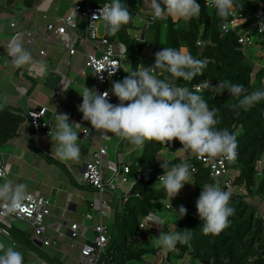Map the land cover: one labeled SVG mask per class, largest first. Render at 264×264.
Masks as SVG:
<instances>
[{
  "label": "trees",
  "instance_id": "1",
  "mask_svg": "<svg viewBox=\"0 0 264 264\" xmlns=\"http://www.w3.org/2000/svg\"><path fill=\"white\" fill-rule=\"evenodd\" d=\"M108 1L111 0H90L89 3L98 6ZM121 2L126 4L134 19L122 26L115 35H108L107 32L105 34L111 43L121 42L125 46V60L128 57L131 60L130 71L140 66L144 49L150 51L149 63L152 66L156 52L163 47H173L207 60V67L202 76L195 77L191 83L183 81L182 78L177 79L175 83L178 86H187L194 91L193 86L203 81H208L215 87L219 81L229 80L234 84L243 85L247 93L264 90V33L260 35L256 29L250 32L252 40L257 41L255 48L258 47L262 52L259 59L250 60L245 54L246 49L239 43L240 37L246 33V28L254 21L253 14L264 9V0H234V12L247 17L248 20H239L237 26L228 28L227 31L223 30L222 25L228 26L232 17L228 16L222 20L215 8L205 5V0H197L201 6L197 18L185 21L165 15L162 19L151 22L152 11L148 9L144 14L146 22H140L138 25L136 20L143 5L142 0ZM17 3H21L27 13H22L20 18L15 16L19 21L17 31H43L45 39L47 25L57 17H67L74 4L71 0H53L43 13L37 10L42 4L41 0H0V32L1 35L6 33L4 37L8 38L5 42L0 41V104H5L3 110H0V151L7 143L21 135L36 137L29 117V112L35 110H27L26 108L30 107L27 103H20L17 107L10 104L9 92L16 87L10 85L8 76V70L14 66L8 56V47L14 34L9 23L15 19L12 15H18L10 11ZM147 22L151 24L147 26ZM144 28L146 31L143 36ZM133 30H137L136 37L129 34ZM36 41L39 44L29 45L26 40L21 43L33 59L41 56L40 49L45 44L39 36L34 37V42ZM199 42L201 45H198ZM85 62L84 57V64ZM123 78L121 76L113 81H121ZM198 94L205 99L210 109H219L217 118L220 123L217 128H227L237 136L238 155L235 161H229L228 164L235 190H227L231 193L230 206L235 209V214L229 218V227L219 235L203 234V221L197 214V209L179 220L167 221L166 226L174 223L176 231L191 230V239L187 244L176 245L178 254L168 251L165 264H264V220L258 211L259 206L264 204V100L247 111L240 110L237 115L232 105L237 103L239 98L231 96L227 90L218 94L213 88H206ZM113 97L112 103L118 104V98L114 95ZM100 139L101 143L108 147V157L109 149L116 150V157L131 165L128 178L133 186L126 201L123 200V191L107 192L112 224L109 243L98 264H142L153 261L157 252L165 249L156 247L147 239L149 233L146 234V227L140 226L151 213L162 218L169 215L167 206L172 202L161 204L170 198L169 195L162 186L157 185L154 188L158 177L164 174L161 165L167 162L170 168L181 162L194 164L198 168L194 178L197 188L206 183H214L210 172L196 160L194 153H180L178 150L182 145L178 140L165 145L155 141L145 142L137 149L135 145L120 140L111 133H101ZM138 172L141 173L139 181L136 180ZM86 207V212L93 211L89 203ZM5 223L6 225L3 224L10 237L2 236L0 242L11 244L20 251L24 264H35L38 260L50 264H69L68 259L61 260L62 255L57 250L37 246L33 230L23 222L9 220ZM3 224L0 222V226Z\"/></svg>",
  "mask_w": 264,
  "mask_h": 264
},
{
  "label": "clouds",
  "instance_id": "2",
  "mask_svg": "<svg viewBox=\"0 0 264 264\" xmlns=\"http://www.w3.org/2000/svg\"><path fill=\"white\" fill-rule=\"evenodd\" d=\"M210 7L216 9L217 15L226 19L232 14L234 0H207ZM152 21L162 19L165 15L185 21L197 18L201 6L197 0H150ZM93 22L102 20L108 35H115L122 26L133 21L126 4L121 0H111V3L100 7L99 14L93 15ZM227 27V25H222ZM259 31L264 32V23ZM8 56L16 68L32 63L33 58L22 44L12 42L8 47ZM207 67V60L194 57L192 54L173 47H163L155 53L154 64L149 67L140 65L136 70L121 81H113L111 93L118 98L119 103L109 100V91L100 93L84 86L79 92L82 104L78 110L83 114V120L89 121L92 128L103 134H114L120 140H126L135 146H143L145 142L155 141L168 144L178 140L182 148L178 151L191 152L197 157H223L235 161L238 152V140L227 128L219 129L217 118L219 109H210L205 99L199 95L203 89L213 88L218 94L227 90L231 96L238 97V102L232 108L239 114L247 111L256 103L264 100V90L247 93L241 84L222 80L212 87L208 81L195 84L193 90L187 86H178L175 81L191 83L195 77L202 76ZM118 67L105 69L109 78ZM44 71V68H41ZM164 74H169L165 76ZM163 76L164 78H160ZM5 104H0L3 110ZM55 130L50 129L49 136L55 143L52 152L60 161H76L80 158L79 133L75 130L81 125L69 123V115L54 112ZM161 167L164 174L158 177L154 188L162 186L169 197L176 196L185 184L192 181L195 171L187 162L174 164L169 168L167 162ZM28 198L27 185L13 184L0 172V201L6 204L5 214L15 212ZM231 193L222 190L219 184H204L196 201L197 214L203 221L204 235H219L230 225V217L235 209L230 206ZM171 207V204H170ZM178 214H187L184 206L179 207ZM152 224L162 228L165 220L152 214ZM191 239V230L161 231L155 242L167 251H177L176 245L187 244ZM0 264H24L23 254L16 248L0 242Z\"/></svg>",
  "mask_w": 264,
  "mask_h": 264
},
{
  "label": "built area",
  "instance_id": "3",
  "mask_svg": "<svg viewBox=\"0 0 264 264\" xmlns=\"http://www.w3.org/2000/svg\"><path fill=\"white\" fill-rule=\"evenodd\" d=\"M41 6L37 7V10L43 8L45 3L49 0H41ZM90 0H81L76 1L73 4L71 13L67 17H57L54 22H51L47 25L46 29V39H49L51 36H56L60 38V44L63 49L66 50L67 54L72 57L75 56L78 52L77 46L81 43L84 46L85 52L84 57L86 62L84 66L79 70L80 76H86L87 72L90 71L92 78L94 79L97 91L103 93L104 91H109L107 86L113 82V80L120 79L122 76V68L124 60L126 58V48L125 46H120L116 48L113 43H111L106 34L100 35V24L103 23L102 20H96L93 22V15L99 14L100 7H103L107 3H101L98 6L90 5ZM51 3V2H50ZM205 5L210 7L205 0ZM47 10V9H46ZM232 20L229 22V25L223 30L227 31L228 28H233L241 22H246L247 17H243L241 14H237L232 10L230 15ZM253 23L246 28L245 35H242L239 39V43L247 50V47H253L257 41H253L250 37V32L254 29L258 31L261 35L264 32L259 31L261 23H264V9H260L255 14H253ZM151 22L152 19H151ZM147 22V26L151 24ZM84 26L83 34H79L78 30L80 26ZM10 27L14 30V34L11 38L10 43L15 42L17 39L26 40L29 45H32L34 42V37L36 32L34 31H17L18 24L15 21L11 22ZM106 31V30H105ZM136 37V36H135ZM10 45V44H9ZM201 45V42L198 43ZM95 47L97 50H100V55L91 53L90 48ZM45 52L42 51L41 55H44ZM110 66L118 67L115 69L114 74L109 78V73L107 68ZM67 90L66 85H63L57 93H64ZM109 100L112 103L114 97L109 91ZM54 110H51L49 107H42L38 111H30L29 117L31 120V125L33 127L36 137L41 135L51 138L49 136L50 129L55 130V119H54ZM70 117V116H69ZM72 119L70 117L69 123ZM84 135H88L87 130H82ZM101 138V132H99ZM137 149L141 146H136ZM108 155V147L99 142L98 149L93 153V158L91 162L86 163L82 173L79 178V182L90 186L95 190L97 197L94 202L91 203L92 212H88L84 215L83 223H71L70 225V237L72 240L83 242L81 248V261L80 264H98L101 256L104 254L107 245L110 240L109 228L104 223V212L111 211V206L107 200L104 199V195L107 192L116 193L117 191H123L124 197L123 200L126 201L131 195L133 183L130 182L128 175L130 173V164L123 162L122 159H118L116 162L111 163L107 162L105 167V158ZM196 160L202 164V167L209 170L210 178L215 184H219L222 190H232L233 177L230 176L229 172V161L225 158L215 157H197L195 154ZM192 168L195 169L192 177V181H195L194 178L198 173V168L190 163ZM108 171V173H105ZM0 172L5 174L7 177L8 174V162L3 155L0 156ZM136 180H141V173L138 172ZM196 201H193L188 206H185L187 209V214H191L196 210ZM53 204L51 198L48 196H43L39 193L28 192V198L24 203L19 207L15 212L5 214L4 210L6 204L4 201H0V222L6 225V221L16 220L23 222L29 226L34 232V239L41 243V247L44 248H55L57 241L51 239L48 236V218L51 217V208ZM167 209L171 213L172 206H167ZM96 212V213H95ZM94 214L97 215L95 220ZM168 215V216H169ZM261 217L264 220V208L261 212ZM169 217L163 218L165 224L162 228L158 227L159 231L165 228L166 223ZM152 220V213L149 214L144 222L141 224V228L147 227ZM94 225H87L88 222H93ZM3 225L0 226V238L2 236L10 237V233L7 228ZM91 231L94 234V237L91 241L83 236L82 232ZM167 250H160L157 252L153 261L145 262L142 264H165L167 263L166 253ZM174 254L179 253L177 251H169ZM36 264H50L43 260H38Z\"/></svg>",
  "mask_w": 264,
  "mask_h": 264
},
{
  "label": "crops",
  "instance_id": "4",
  "mask_svg": "<svg viewBox=\"0 0 264 264\" xmlns=\"http://www.w3.org/2000/svg\"><path fill=\"white\" fill-rule=\"evenodd\" d=\"M71 1H73L74 3L76 1L78 2L81 0H71ZM142 3L143 5L150 4V0H142ZM49 5L45 9H48ZM145 13L146 11L144 12V14ZM21 15L19 14L12 15L15 18V19H12V21H15L19 25V23L17 22L18 21L17 18H20ZM140 22L144 24L146 20H144V18L140 16L139 20H136V24L138 25V23ZM79 31H80V34L82 35L84 31L83 25L80 26ZM145 31H146V28H144L143 32ZM36 32L37 33L35 36L41 37V40H43V42L45 43L43 44V48L40 49L41 50L40 53L44 51L45 54L41 55L37 59L36 58L33 59L32 63L29 65H25L24 67H21V68H16L15 66H12L14 67L13 71L12 72L8 71L10 85L18 89V92H19L18 96L20 97V98L11 97V100L13 101L12 106L17 107L18 104L23 103L22 99L26 98L27 104L30 106L29 108H26V109L29 111L36 110V109L40 110L42 107L50 108V106H47L44 103L45 97L42 95V92L48 91L50 92V94L53 93V97L55 96V99L58 100V103L56 104L57 105L56 107L54 108L51 107L50 109L57 111V113L68 114L72 119L70 124L79 123L81 125L79 128L75 129L79 133L78 143L80 147V158L76 161H60L59 159L55 158L54 152H53V155L50 156V153H52V148H53L52 144L55 143L54 141L51 140V138H47V137L38 138L32 135H29V136L21 135L19 138H16L15 140L10 141L2 148V150H4V148L7 146L11 148V151H8L9 153L7 154H4L3 151L1 150L0 154L3 156L7 155V159L4 156V158L8 162V174H7V177L5 178L10 180L9 176L13 172V169H17L16 164L12 162L11 159L18 160L19 164H25L23 163L25 161L26 163L30 165H32L31 163H33L34 165L39 166L42 163V157L39 156L40 154L37 155L38 150H44V148H46L45 151L50 150L49 154L44 153L45 154L44 155L42 153V156H45V159H44L45 164L49 165V167H52V170L49 172V174H51V176H55L56 178L55 182L57 184L59 182L58 187L55 188V193L57 192L58 193L57 195L59 196L58 199H53L51 195L48 196V193L46 190H40L39 188H36V187L31 188L30 190H28V192L39 193L43 196H48L51 198V201L53 204L51 208L52 215L47 220V223H48L47 232H48V236L51 239L57 241V245L53 249L57 250L58 253L62 255L61 260L64 261L66 258L69 260V264H80V261H81L80 252H81L83 242L75 241L71 239L70 225L71 223L80 222L77 220V217L79 215L84 216L85 214H87L89 212V211L86 212L87 204L89 203L91 205V200L97 197L95 190H93L91 187H89L86 184L80 183L79 178H80V175L82 173L84 166L86 165V163L91 162L93 158V153L98 149L99 142H100V135L98 131L92 128L89 121L83 120V114L78 110L79 105H77V108H66L67 105L64 102L63 94H65L73 86L74 83H77V80L80 77L79 70L84 65L85 49H84V46L81 43H79L78 52L76 56L70 57L67 54L66 50L62 48L59 37L51 36L49 37V39H45L43 31L40 32L39 30H36ZM1 33L2 32H0V41L5 42V40L8 39L7 37H4L6 33L2 35ZM105 33H106L105 28L101 26L100 35H104ZM129 34L131 36H137V30H133ZM15 42L21 44L23 40L17 39ZM33 44L36 45L39 43H37L36 41ZM113 44L116 48H120V46H124L121 42H116ZM89 51L91 53L100 55V50H97L95 47L90 48ZM183 51L185 50L183 49ZM248 53L250 54V56L247 55ZM245 54L250 60L254 59L253 52H250V50L247 49V51H245ZM149 58L150 57H148V59L146 60V63H147L146 66L143 65V61H141L140 65H143L144 67H149L150 66ZM31 66H32L33 72H31ZM42 67L44 68V71H41ZM66 70H67V73L65 72ZM70 73H75L74 82L73 80L70 79ZM83 77H86V79H89L90 82L92 81L94 83V86L97 88L96 83L94 79L92 78V74L90 71H88L87 75ZM63 85H66L67 91L64 93H57ZM78 87L81 88V84H79V86H75L76 89ZM107 88L111 92V90L109 89V85L107 86ZM33 97H35L36 100ZM15 109H21V108H15ZM22 109H25V108H22ZM82 130H87L89 134L84 135L82 133ZM115 151L116 150L109 149V159L107 162L114 163L117 161L118 158L115 155ZM120 158L122 157L120 156ZM30 165L28 166L31 167ZM61 172H64V174L62 175ZM105 173L107 174L106 169H105ZM63 179H67L65 181V185L62 184L64 189L62 188V185H60V181H62ZM193 182L195 184V181ZM18 183L26 184V181L22 178L18 180ZM191 186L192 185H190V188H192ZM188 192L190 191L185 189L183 192L180 193L178 197L176 196L172 197V204H171L172 211L170 215L168 216L170 220L174 219L176 214H178L177 210L181 206L180 202L182 199L189 201L187 203H183L182 206L184 207L188 206L193 201L198 199V198H192V200L190 201L189 196H187ZM55 193L53 192L52 194H55ZM176 203L179 206L178 208H176L175 206ZM94 217L96 218V214ZM89 225L93 226L94 224L91 223ZM106 226L110 230L111 227L108 225ZM146 229H147V233H149L148 238L157 237L160 234V231L155 224L150 223L146 227ZM89 232L91 231H85V232H82V234L83 236H86V234ZM93 237H94V234L92 233V238ZM91 240L92 239H89V241ZM73 244H76V245H73Z\"/></svg>",
  "mask_w": 264,
  "mask_h": 264
},
{
  "label": "rangeland",
  "instance_id": "5",
  "mask_svg": "<svg viewBox=\"0 0 264 264\" xmlns=\"http://www.w3.org/2000/svg\"><path fill=\"white\" fill-rule=\"evenodd\" d=\"M53 0H49L45 3V5L43 6V8H40V12H43L46 11V7L50 4V2H52ZM56 1V0H55ZM148 9H150V6L149 4H145L141 7L140 11H139V15L144 18V12L147 11ZM11 13L14 14L17 13L19 15H21L22 13L23 14H27L25 12V10L22 8V5L21 3H17L14 8L10 9ZM9 12V11H8ZM36 14V13H35ZM137 16V20H139V17L140 16ZM11 22L12 20L10 21V25H11ZM19 23V21H17ZM103 26V23L100 24V27ZM104 27V26H103ZM78 33L80 34V31L78 30ZM248 50H250V52H253V56H254V59H259L261 58V54L262 52L259 51L257 48H255V46L253 47H247ZM247 51V50H246ZM150 51L146 48L144 49L143 51V65L146 66L147 63H146V60L148 59L149 57V54ZM247 55L250 56V54L248 53ZM131 60H130V57H128L126 60H124V64H123V68H122V76L125 78L129 73V71L131 70ZM66 68V66H65ZM14 69V67H10V69L8 70L9 72H12ZM11 70V71H10ZM32 66H31V72L32 71ZM67 73V70L65 71ZM74 77H75V73H70V79L73 80V82L75 81L74 80ZM79 84H81V88L78 87L77 89L75 88V86H79ZM84 86L88 87L90 90H97V88L94 86V83L91 81H89V79H86V77H83V76H80L77 80V83H74L73 86L65 93L63 94V97H64V102L66 103L67 107L66 108H77V105H81L82 104V96L80 95L79 92H82L83 91V88ZM112 88V82L109 84V89L111 90ZM9 95H11L10 97H19V92H18V89L17 88H14L11 90V92H9ZM42 95L45 97V104L47 106H50V108H54L56 107L57 103H58V100H53V93L50 94V92L48 91H43L42 92ZM20 98V97H19ZM35 99V97H33ZM58 99V98H57ZM23 100V103L22 105H27V101H26V98L25 99H22ZM36 100V99H35ZM10 103L13 104V101L10 99ZM69 104V105H68ZM65 105V104H63ZM62 105V106H63ZM46 138L45 136L41 135L39 136L38 138ZM52 147H53V144H52ZM51 147V148H52ZM46 148H44V150H38L37 152V155L41 156L42 157V163L41 165L39 166H36L34 165L33 163H31L32 165L26 163L25 161L23 163L25 164H19V161L18 160H15V159H11L12 162H14L16 164V167L17 169H13V172L10 174V181L14 184H17L18 183V180L20 179H24L26 181V185H27V189L30 190L31 188L33 187H36V188H39L40 190H46L47 193H48V196L51 195V197L53 199H58V193L56 192L55 193V188L58 187V184L55 182L56 181V178L55 176H51V174H49V172L52 170V167H49V165L45 164L44 162V159H45V156H42V153H47L49 154L50 153V150H46ZM181 149V148H180ZM4 154H7L9 153L8 151H11V148L9 147H5L4 150H2ZM96 152V151H95ZM180 153H182V151H180ZM1 155V154H0ZM45 155V154H44ZM53 155V152L50 153V156ZM5 156V155H4ZM163 156V154H162ZM5 158L7 159V155L5 156ZM109 157L108 158H105V167L107 165V161H108ZM116 159V158H114ZM19 165V166H18ZM28 165H30L31 167H29ZM18 170V172H17ZM54 170V168H53ZM21 174V175H19ZM61 174L63 175L64 172H61ZM16 175V176H15ZM19 175V176H18ZM70 178V177H69ZM71 179V178H70ZM67 179H63L62 181H60V185H65V181ZM208 184V183H207ZM63 185H62V188H63ZM190 185H192L190 188ZM64 189V188H63ZM185 189L189 190L190 192L187 193V196H189L190 198V201L192 200V198H198L199 195H200V192L202 191V187L201 188H197L195 186V184H185L184 187L180 190V192L176 195V197H178L180 195L181 192H183ZM235 190V186H234V189L232 191ZM55 193V194H52V193ZM104 199L107 200L108 202L110 201L109 199V194H105L104 195ZM91 200V199H90ZM95 199L91 200V203L94 202ZM169 201L172 202V197L171 198H168L167 201H163L161 202V204H166L168 203ZM189 202L188 200H181L180 202V205H183V203H187ZM176 208H178V204L176 203L175 204ZM264 208V204H261L258 208V211L261 213L262 210ZM179 211V208L178 210ZM96 213V212H95ZM111 216H112V212L111 211H105L104 212V221L106 223V225L110 226L111 227ZM185 217V216H183ZM180 217L179 214H176V216L174 217V219H169L168 218V221L171 222L172 220H179ZM77 220L80 221L81 223L84 222V216L82 215H79L77 217ZM92 222H88L87 225L91 224ZM171 225L170 226H165V228H163L161 231H165V232H169V231H172V232H175V227H174V223H170ZM160 231V232H161ZM147 234V232H146ZM145 234V235H146ZM159 235L157 237H153V238H147L149 239L156 247H158L159 245L156 244L155 240L156 238H158ZM86 238L88 239H93L92 238V233L89 232L86 234ZM73 245H76V244H73ZM149 258V257H147ZM148 260V259H147Z\"/></svg>",
  "mask_w": 264,
  "mask_h": 264
},
{
  "label": "water",
  "instance_id": "6",
  "mask_svg": "<svg viewBox=\"0 0 264 264\" xmlns=\"http://www.w3.org/2000/svg\"><path fill=\"white\" fill-rule=\"evenodd\" d=\"M145 35V32H143V36ZM37 246L41 247V243L39 241H36Z\"/></svg>",
  "mask_w": 264,
  "mask_h": 264
}]
</instances>
